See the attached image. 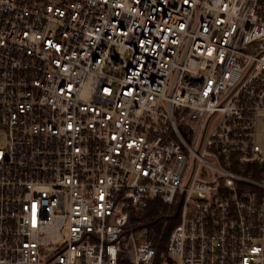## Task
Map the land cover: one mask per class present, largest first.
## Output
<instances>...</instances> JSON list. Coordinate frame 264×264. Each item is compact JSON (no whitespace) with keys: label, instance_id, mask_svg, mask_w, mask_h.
<instances>
[{"label":"built area","instance_id":"1","mask_svg":"<svg viewBox=\"0 0 264 264\" xmlns=\"http://www.w3.org/2000/svg\"><path fill=\"white\" fill-rule=\"evenodd\" d=\"M260 130L264 0H0V264H264Z\"/></svg>","mask_w":264,"mask_h":264},{"label":"trees","instance_id":"2","mask_svg":"<svg viewBox=\"0 0 264 264\" xmlns=\"http://www.w3.org/2000/svg\"><path fill=\"white\" fill-rule=\"evenodd\" d=\"M167 211V207L162 204L161 202L157 201L155 203H152L150 207L148 208L147 212L145 213L143 217V221L147 222L149 220H152V218L157 221H160L162 219V214ZM170 230L168 231L169 234Z\"/></svg>","mask_w":264,"mask_h":264},{"label":"rangeland","instance_id":"3","mask_svg":"<svg viewBox=\"0 0 264 264\" xmlns=\"http://www.w3.org/2000/svg\"><path fill=\"white\" fill-rule=\"evenodd\" d=\"M259 134H260L259 140H263L264 141V130H260Z\"/></svg>","mask_w":264,"mask_h":264}]
</instances>
